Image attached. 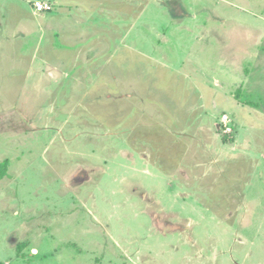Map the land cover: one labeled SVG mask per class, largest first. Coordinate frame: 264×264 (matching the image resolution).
<instances>
[{
	"label": "rangeland",
	"instance_id": "1",
	"mask_svg": "<svg viewBox=\"0 0 264 264\" xmlns=\"http://www.w3.org/2000/svg\"><path fill=\"white\" fill-rule=\"evenodd\" d=\"M3 161L0 264H264V0H0Z\"/></svg>",
	"mask_w": 264,
	"mask_h": 264
},
{
	"label": "built area",
	"instance_id": "2",
	"mask_svg": "<svg viewBox=\"0 0 264 264\" xmlns=\"http://www.w3.org/2000/svg\"><path fill=\"white\" fill-rule=\"evenodd\" d=\"M33 8L36 13H40L49 9V6L46 3H43L42 1H35L33 3ZM220 122V127L222 131L231 132L230 120L226 114H222Z\"/></svg>",
	"mask_w": 264,
	"mask_h": 264
},
{
	"label": "trees",
	"instance_id": "3",
	"mask_svg": "<svg viewBox=\"0 0 264 264\" xmlns=\"http://www.w3.org/2000/svg\"><path fill=\"white\" fill-rule=\"evenodd\" d=\"M5 166H6V162L3 161L2 164H0V173H1L2 175H3V173H4ZM2 175H1V176H2ZM1 176H0V177H1ZM20 245L22 246L23 243H21Z\"/></svg>",
	"mask_w": 264,
	"mask_h": 264
},
{
	"label": "crops",
	"instance_id": "4",
	"mask_svg": "<svg viewBox=\"0 0 264 264\" xmlns=\"http://www.w3.org/2000/svg\"><path fill=\"white\" fill-rule=\"evenodd\" d=\"M40 13H42V12H40ZM37 14H39V13H37Z\"/></svg>",
	"mask_w": 264,
	"mask_h": 264
}]
</instances>
